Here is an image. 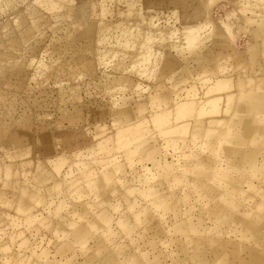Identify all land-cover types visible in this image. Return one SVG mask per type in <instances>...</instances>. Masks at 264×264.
Masks as SVG:
<instances>
[{"label":"rangeland","instance_id":"rangeland-1","mask_svg":"<svg viewBox=\"0 0 264 264\" xmlns=\"http://www.w3.org/2000/svg\"><path fill=\"white\" fill-rule=\"evenodd\" d=\"M49 1L51 0H48V2L47 1L44 2V0H0V48L3 47V43L5 41L16 35L15 34L16 28L19 30L22 29L23 27L22 25L25 21H27L29 25L31 21H37V19H40L43 16H45L48 19V22L46 23H44L43 21L36 22L38 26L35 27L33 35L27 40H25L22 46L20 47V49L17 52H15L16 55L15 58L11 59L7 57L6 60L1 61L0 63L2 66L11 67L10 64L14 62L16 59H18L20 60V62L17 65L23 68L22 70L26 73L24 80L11 78L10 83L7 84L0 83V96H1L0 101L2 103L1 104L2 106H0V130L5 132L6 130H8L7 127L9 126V131L15 128V130H20V131L22 130V131H26L27 133H30V135H28L27 138L24 136L22 137L21 144L23 146V149L19 148L20 149L19 151L17 152L15 151V154L10 155L7 152L11 151V148L13 147L8 144H5V146L3 145V143L5 142H2L3 135L0 132V143H1L0 144V189L1 190L6 189L5 190L6 194L1 195L3 197H0V264H49V263L50 264L52 263L53 264H99L98 257H101L105 252H107V248L110 251H112L115 254V256L118 258L117 264H135L133 260H130V257L128 255V253L130 252H134L137 256L143 258V260L147 259L145 254L148 253L149 256L148 254L147 256L150 259L154 260L153 256L155 253H157V251L154 254H152L154 251L152 253L150 251L152 250V246L155 245V243L151 245L150 244L143 245L141 238L148 237L147 234H149L148 233L149 230H147V228L151 227L152 222H154L155 220H156L155 222L159 223L164 230L167 231L168 229V232L165 231V233L167 234L164 237L162 235L161 237L162 239L158 237L157 238L158 241H156L158 243L159 248H162V250L161 249L160 250L163 251V254L165 253V255H163L164 264H188L187 260L185 262L178 260V259H182L179 258V256L183 255V253L180 251V248L183 246V241H185L187 238L189 240L190 238L200 239L199 237H205V236L213 237L219 234V226L216 223V220L211 219L206 212V210L213 202L218 201V198L216 197L217 199L215 198L211 200V198L208 199V197H206L209 200L208 201L204 196L198 195L200 194L198 183L197 185H195L196 183L194 181L193 183L192 182L188 183L189 178L195 179L196 177H199L197 176L195 171L197 172V170L201 168V166L199 165H195V164L193 165L194 159L192 158L193 156L191 157V155L188 154L190 153L189 151L191 150L192 152L193 150H195L197 153L199 152L202 154H206L203 152H208V149L206 148L205 144L199 143L200 140L198 143L196 142V145L193 143V146L189 148L183 147L181 145L180 147L177 146L179 144L177 145L175 144L176 146L175 145L172 146L173 144H168L169 142L172 143L171 142L172 139L169 138L177 137V136L179 137L180 135L182 138L187 139L188 136L190 137L191 134L189 132H184V131L179 133V130H177L178 133L177 131L174 133H169V132L167 133L165 131H162L161 129L159 130V128H155L154 124L152 123L145 124L144 122V124L142 125L143 129L141 128L140 131L141 134L143 133L142 138H140L143 141V143H141V147L139 149L143 148L149 142L153 143L154 141L156 142L158 141V145L160 147L159 148L160 153L155 159H139L141 158L139 156L141 154L138 151L137 153L139 154L135 152L136 154H134L133 159L128 160L126 156V150L128 149L124 147L116 148L114 143V136L111 137L112 133H114L117 130V127L113 124L114 122L111 120V116H109L110 115L109 112L110 110L113 111L121 108L122 101L124 102L125 100L131 97H134L135 99L138 100H140L141 97H142L141 100L145 97H148V110L146 111L147 118H150L149 116H153L160 110V108H156L161 104L159 103V101H157V98L154 99L149 97L150 95L154 96L159 92L158 88L155 89V87L151 85L155 83L159 70V67L157 69L155 68L157 62L155 63L154 61L155 60L158 61L159 59L158 57H155V54L157 56L161 54L159 57L161 56L163 57L165 53L164 49H169V46L173 45L174 48L170 49V51L172 50L171 51L172 54L176 55V52H178L180 53L179 55L177 53L178 56L183 54L189 56L188 55L189 50L188 51L186 50V46L188 45V42L186 41L188 40L185 41V39H187V35L184 36L186 30L187 29L190 30V28L188 27L191 28L196 27V33L198 32L197 30L200 29V31L198 32L200 33V36L199 34L197 36L201 38L203 37L202 38L203 42H205L202 43L203 46L204 44L206 45L210 42L211 39L209 38L210 40H208L207 39L208 37L206 36H209L207 34L211 33V31L213 32L215 28L214 26L222 25L221 27H223L224 30L227 29L228 34L231 33L230 34L231 36L234 35L233 45L235 44L234 46H236L237 50L247 51V47L250 44L249 38L251 37L249 34H247L248 33L246 30L247 28H244L245 25L243 24V18L241 17L242 16L244 17L247 14L245 17L251 18V20L255 22L259 21L258 17H260V14L258 8L255 9L254 7H252L253 8L252 10V8L249 7L250 5H248V1L251 0L248 1L246 0V2L245 0H243L244 4H241L243 3L242 0L240 1L239 0L237 1L236 0H204V1L198 0L199 2L196 0L193 1L186 0L191 6L185 0H181V1L180 0H146V1L145 0L144 1L143 0H134V1L133 0H123V1L122 0H116V1L115 0H74L73 3L71 2L72 0H58L59 1L58 4H56L57 0H52V2ZM61 1H63L64 3ZM184 1L190 7L187 4H185ZM191 1L193 3H190ZM205 1H207L206 2L207 5L204 4ZM88 2H93V4L95 5L98 4L97 5L98 7L100 5V8L96 7L95 11L97 10L98 12L96 11L95 12L96 14L93 13L94 15L90 16L89 18L86 17L85 20L88 19V21L94 23L95 26H97L98 23H102L104 21L105 23H108L110 21L109 22L110 24L108 23L109 27L111 23H113L112 26L114 29L116 28L115 29L116 31L109 30V27H107L108 30L105 29L103 33H101L99 39L97 38L96 40H92V38H87L86 40V37L82 38L77 36L76 34L77 31H75V29L80 28V21L75 20L76 14L78 13L77 12L78 6L81 5L84 6ZM60 3L63 4L61 5ZM69 3L70 5H68ZM238 3H240L241 5ZM182 4H185L188 7L187 6L184 7L185 5L183 6ZM198 4L200 6L203 5L207 10H204V7H202L201 11L198 12L200 10L198 8L200 7ZM236 4H238L239 6H237ZM236 7L239 8L242 7V10L240 8V10L238 11L239 8ZM101 8H103V10H100ZM191 8L192 9L195 8V10L193 9L194 12L192 11ZM182 10L183 12L181 14ZM32 11L34 12L37 11L38 13H35L34 15L30 16V14L33 13ZM201 12L203 14L205 12L204 16L205 15L206 16L204 18L202 16V18L204 20L208 18L206 20L208 22L204 21L201 18H200L201 20L199 19V17L203 15L200 14ZM121 13L124 14L125 16L122 15ZM186 13L188 15L189 13H191L190 15L194 14L195 16L193 17L192 15L190 16L192 18H190L186 16ZM251 13L256 16L258 14L257 19L256 16H254L255 18H253V15H251ZM183 15L186 16L184 17V19L182 18ZM28 17L30 18L29 20ZM181 18L182 20H185V22L187 21L186 22L188 24V26H186L187 28L182 27L186 25V23L184 24ZM185 18H188L190 21H194L193 18H195V23L189 21L190 23L193 24L191 25L188 22V19ZM197 19L198 21H196ZM209 19L210 20L212 19V21H209ZM240 19H242V23L239 22L241 21ZM21 22L22 25L19 27V23L21 24ZM196 22H199V26L200 23L203 22L202 25L205 24L203 26H206L207 29L202 25L201 28H199V26L197 28L198 23L196 24ZM209 22H213V24L215 22V25L211 23L213 25V30H211L210 27H212V25L209 24ZM218 22L220 25L218 24ZM27 23L25 22L24 26H27ZM227 23H230V25L232 24L231 27H229V24L227 25ZM115 24L119 27L116 26L114 27ZM149 25H151L150 26L151 28L149 27ZM155 25L157 26V28L162 30L158 29L157 31ZM112 26L111 29H113ZM126 26L129 28H127ZM183 28H185L186 30ZM229 28L231 31L229 30ZM125 30L127 31L125 32ZM105 31L107 32L106 35H105ZM162 31H164L162 34L163 38L160 37V39L157 40L159 38V35L162 33ZM202 31L204 34H202ZM136 32L138 34H135ZM144 32L146 33L148 32V33L146 34ZM152 32L155 33L156 35L153 34ZM158 32L161 33L159 34ZM205 32H207V34H205ZM170 33L172 34L171 36L172 38L167 39V36L171 35ZM150 34H153L156 37V38L154 37L155 40H153L154 38L151 37L152 38L151 40L154 41V43H152V41L149 40L148 42L151 43H146L147 40L145 39L148 38L146 37V35L151 36ZM204 37H206L205 40ZM161 39L163 40L166 39V40L162 41ZM174 39L177 40H175L174 42ZM202 39L199 40L201 41ZM167 40L169 41L166 42ZM179 40L182 41L179 43H182V46L184 45L183 46L184 48L181 46V44L180 45L178 44L177 41ZM38 41H42V45H45V47L42 46L39 49L40 52H38L35 55L33 54L31 55L30 54L31 52L28 51H30L29 49ZM143 41L145 45L143 44ZM89 42H93L97 53L96 57L98 58L95 57L96 58L95 59L94 57L92 58V56L88 58L92 60L93 59L96 60L95 65L98 64L99 62L101 63V64L99 63L98 66L96 65L97 67L96 71H95L96 67H93L94 60L91 62V60L85 59V63H84V59H81V55H77V57L75 56L73 57L71 54L67 55L63 51L65 47L68 46L72 47L71 45L74 43L77 45V47H79V49L82 50V48L87 47ZM138 42L140 46H138L139 45ZM164 43L166 44V48L165 45L161 46ZM174 43L176 47L179 46L180 49L179 47L176 49ZM146 44L147 46H150L152 44L153 45L156 44V45L155 46L152 45L151 47H148L149 48L148 49L146 47ZM157 45L160 46V47L158 46V49L155 48L157 47ZM205 45L201 48H204ZM117 46L119 47V49H123L124 53L121 50H119ZM134 46L135 47L137 46L136 47L137 49L140 47L142 50L139 48L138 50L140 51H138L137 49H135ZM145 47L148 55L144 53ZM161 47H163L161 50L164 51L159 50ZM152 48H154L153 51ZM57 50L59 51V53ZM115 50L116 51L119 50L121 52L119 53V51L116 52ZM135 50L137 51L135 52ZM179 50L181 52H179ZM109 51H112L111 52L112 54ZM150 51L153 53H151ZM183 51L186 53H184ZM182 52L183 54H181ZM57 53L59 56L61 54V57H59ZM64 53L65 55H63ZM73 53L77 54L76 52ZM121 53H123L122 54L123 56L120 55ZM129 53L131 54V56L129 55ZM149 53L151 56L154 57H151ZM138 54L139 56L143 54L146 55L145 58L143 55V58L147 60L146 61L147 63L145 62V60L143 61L144 64L143 62H140V58L142 61V56L139 57ZM118 55L122 56V58L121 57L117 58ZM132 55L133 56L136 55L137 56L136 59L139 57L137 59L139 60V62L133 59L135 57H132ZM78 56L80 58H78ZM112 56H115V58ZM148 56H150L151 59H148ZM124 57L127 59H125ZM129 57L132 58V60ZM62 60L63 63L65 64L60 66ZM88 60L91 63H93L92 66L93 68L90 67L92 64L91 65L88 64L89 67L86 65L87 63L86 61ZM122 60L124 63L122 62ZM133 60L134 62L137 61V63L136 64L134 63V65L131 64L133 63ZM32 61L34 62V64L32 63ZM58 61H61V63L59 62L60 65L57 64L58 67L59 66L60 67L56 68L57 65L55 63ZM97 61L99 62L96 63ZM118 62L120 63V65ZM122 63L126 65H123ZM128 63L131 64L132 66H130ZM39 64L44 65L43 67L45 68L42 69ZM149 64L151 65L154 64V67L150 66ZM46 65L48 66L49 70L46 68ZM78 65L80 67L82 66L83 70L82 68L80 69ZM83 65L86 66L84 67ZM69 66L70 68H68ZM75 66L79 67V69H77V73L72 72L76 70L77 67L75 68ZM123 66H126L127 69H124L126 67ZM134 66H137L135 68H138L139 71L137 69L135 70V68H133ZM149 66L150 68L152 67L153 70L151 69L149 70ZM117 67H120L121 69L120 68L118 69ZM130 67L133 68L134 70H132ZM50 69H52V71ZM129 69L131 70L129 71ZM35 70L39 71V73L41 70V73L44 74L43 75L44 77L42 76L41 73L39 74L38 72L36 75ZM42 70L44 71V73L42 72ZM46 70H48L49 72L48 71L45 72ZM124 70L126 71L124 72ZM155 70L157 73L155 72ZM127 71H129V73H127ZM143 71L144 72L146 71V73H144ZM150 71L151 72L153 71L154 75L150 74L149 73ZM69 72H71V74ZM120 72L122 75L119 74ZM122 72H124L125 76L127 77V78L123 77V80L125 78L130 79V81L133 80L134 83H132V85L129 84V80L127 81L129 85L128 84L126 85V83L124 84L126 79L123 83H121L123 80L119 76H124ZM258 72H259V76L263 74V70H259ZM46 73H48L49 76L48 74L45 75ZM72 73H75L74 76H72ZM126 73L128 75H126ZM130 73L132 76L133 75L134 76L132 77ZM148 73L150 74V78H148L149 77V75H147ZM113 74L116 77L115 79ZM140 75L143 77L141 78ZM145 76L148 79L144 78ZM108 77L110 79H107ZM134 77L135 78L137 77L138 80H136ZM260 77H264V76L262 75ZM45 78H47V80ZM117 78H120L122 81L119 79L121 81L120 82ZM196 79L197 77H195V80ZM0 80H2V77H0ZM114 80H116V83L118 84L117 85L115 83L116 87H114L115 84H113V82H115ZM195 80H192L190 84L192 85L193 83H195ZM136 81L138 82V84L139 82L141 83L138 85L136 84ZM143 81H145L144 85L142 84ZM146 83L148 84L149 88L151 85V89H149L150 91L147 90L148 86L146 85ZM166 83L171 90L175 89L176 86H174L172 79L168 80ZM200 83L201 82L199 81L197 82L198 88L200 87L202 88V83L201 84ZM190 84L187 85V83H184L183 85H186L187 86L186 88L189 89ZM140 85L142 86V88ZM139 86L141 91L139 90ZM77 87L79 90L77 89ZM139 91L140 94L142 93L141 97H139L140 94L139 96H137L138 95L137 93H139ZM199 91L201 90L199 89ZM178 97L182 98L180 95L175 96V98L179 99ZM196 97H199V95H197ZM115 104L116 106H114ZM77 111H79L80 115L79 114L77 115L78 113ZM76 118H79V121L75 124H71L70 120ZM13 125L15 126L13 127ZM225 126L226 125H224V128ZM220 127H223V125L220 124ZM53 129L55 131H53ZM155 129H157V131ZM49 131L53 132V133L51 132L53 137L56 136L55 139L53 138L55 140V141L53 140L54 143L53 152L49 151V143L51 144V142L43 141L44 136L48 134ZM60 131L62 132V135L59 134ZM160 131L164 133L162 134L160 133ZM106 136L111 137L109 138L110 140H108V143H106L107 145H104V143L100 145L99 144L100 140H102ZM168 139L169 142H167ZM137 141H139V139ZM137 141H134L132 146H134L135 142ZM228 144L229 143L223 140V142L220 144V147H224L226 145L228 146ZM25 148L27 149V151ZM28 149L30 152L28 151ZM76 151H78L77 154ZM18 152L20 154H18ZM187 155H189L190 157ZM216 159L217 161L214 162L213 169H207L208 171L211 170L212 172H215V174H213L214 176L212 177V179L208 180L207 184L219 188L220 191L221 189L222 191H226V188L228 191L229 187L219 184L220 182L219 179L225 177L224 175H221L219 173L220 171L221 173L223 172V168L226 169V166L228 167V163L226 159L222 156V154L218 155ZM130 160H134V161H130ZM263 161L264 159L261 160L260 162ZM39 162L43 165L45 164L46 166L45 165L44 166L46 167V169H49V171L52 172L53 176H51V178L47 182L37 184L38 181L34 178V175L37 174L38 172L39 175L46 173L39 171L40 169H36L38 165L37 163ZM21 163L23 164L21 165ZM11 164H16L18 170V176L16 179H14L15 181H17L18 186L14 188V191H12L13 189L11 190L9 187H6V185H4V182L8 178H11L6 173L7 172L6 165H11ZM121 164H122V168H121ZM262 164L264 165V163ZM118 165H120L119 166L120 169ZM193 166L195 169H193ZM197 166L199 167L198 169L196 168ZM116 167H118V169ZM142 167H144L145 169H143ZM219 167L220 168L222 167L221 168L222 170H220ZM111 168L116 173V174L114 173L116 177L113 176V181L112 179H106L103 174L105 170ZM203 168L205 169L204 166ZM203 168L201 171H203ZM171 173L173 174L178 173L177 180L172 181L171 179H169L170 177L168 176L171 175ZM249 178H250L249 181L251 183L247 182L246 184L245 182L242 188L240 189V191L242 189L244 190V194H245V190L247 191L244 197L243 196L240 197V202L241 203L243 202V204L239 212L238 211L236 212L237 214L239 213L238 215L240 216H243L244 212H246L248 215L250 214L249 212H251L252 216L257 215L258 213H262L261 211H263L264 213V207L262 208L261 206L258 208L257 207L258 205L254 207L255 202L264 200V181L259 178L256 179L254 175L253 176L251 175V177ZM214 181L216 182V184L214 183V185H212L213 184L212 182ZM92 182L93 183L101 182V184L103 185H101L100 188L92 190L91 189ZM114 182L120 186L118 187L117 184L115 186ZM111 184L113 185L111 186ZM249 184L253 185L257 189L249 188L250 186ZM19 186L20 188H22L23 186L28 188L37 187L38 190V191L36 190L37 198L34 197L30 198L27 194H23V192L21 193V190L17 189L19 188ZM89 186L90 188H88ZM113 186L115 187L116 191ZM150 188H153L154 190L151 191ZM147 189H149L150 192ZM104 190H106V192ZM189 193L191 194L189 195ZM237 193L238 192H236L235 193L236 195L234 194L233 196L235 197L238 195L239 197V194ZM18 196L21 197L23 196L24 197V198L22 197L23 199L27 198L26 200H27V205L29 207L28 209L26 208L22 209L19 207L20 197ZM178 197L184 200V202L181 200L182 202L180 203L181 206L180 214L182 215H180L179 217H177L173 213V211H171L172 208L171 206L172 204L174 205ZM248 197L250 199H248ZM104 199L106 200L105 203H103ZM198 199L201 200L198 201ZM157 200L161 202V205L158 206L156 205L155 202H157ZM219 200L220 201L218 202H224V200H221L220 198ZM101 201L102 204L99 203ZM151 204L160 208H156ZM113 206H115V208ZM183 210L186 212H183ZM255 210H258V212ZM103 211H107L110 215V218L112 217L109 221H107V223L105 221V218H100L101 213ZM145 211H149L152 214L153 216L152 219L150 218L146 219L147 217L145 215ZM249 216L251 217V215ZM137 217L139 218V220L137 219ZM197 217H202L205 219V222H207L205 223L206 229L199 228L200 231L197 230L187 231V227H186L187 223H185L182 224L185 229L184 232L181 233L180 231L179 232L174 231L173 228L176 225L175 223H179V221L186 219L187 220L194 219V221L196 222ZM174 218L177 220H174ZM71 220H73L75 224L73 221L71 222ZM90 223L92 225H90ZM123 223H125L126 225L132 224L135 227L134 231L131 234H128L126 226L122 225ZM78 225L79 226L85 225L86 227L88 226L87 229L88 230L90 229L89 230L90 235L82 242L79 241L73 243V241L68 240L71 238H68L67 235L70 234V232H72L75 228L79 227ZM99 225L100 228H98ZM89 226H91V228ZM238 226L242 228L240 224H238L237 226L235 223L232 225L228 223L225 224L221 234L217 235V237H222L224 240L227 239L231 241L233 240L238 241L241 244L248 243L250 241L249 239L248 241L247 238H244L241 235L237 236L238 231L236 230V227L238 228ZM169 227L171 228L169 229ZM61 229L62 231L66 229L64 232H66L67 230L69 231L66 232L67 234L64 232L62 233L60 232ZM233 229L234 231L236 230V232H233ZM98 240H100L101 243L97 242ZM67 241H71L74 247L71 243L70 250H67L66 253L64 252L63 254H61L59 251L62 252V250H60L62 244ZM139 243L140 245L142 244L140 248L138 247ZM187 243H188V247H192L193 244L192 242L189 244L187 240L185 242L186 246ZM250 243L251 242H249V244ZM133 245H136L137 247ZM92 254H94L95 257L92 258L93 260L91 262H88L87 258L91 257ZM146 262L149 261L147 260ZM220 263L223 264L222 262Z\"/></svg>","mask_w":264,"mask_h":264},{"label":"bare ground","instance_id":"bare-ground-1","mask_svg":"<svg viewBox=\"0 0 264 264\" xmlns=\"http://www.w3.org/2000/svg\"><path fill=\"white\" fill-rule=\"evenodd\" d=\"M45 1L48 2V0H44V2ZM185 1H184V3H185ZM192 1L190 3H193ZM196 1H198V0H196ZM49 2H52V0L49 1ZM58 2L59 1L57 0V3L56 4H58ZM61 2H63V1H61ZM71 2L73 3L74 0H72ZM206 2L207 1H205V3H204L205 5H207ZM245 2H246V0H245ZM187 3H185V4H187ZM46 4H48V3H46ZM60 4H59V6H60ZM128 4H129V2H128ZM185 4H182V5L184 6ZM238 4H240V3H238ZM238 4H236V5L239 6ZM241 4H244V1ZM65 5H63V6H65ZM68 5H70V3ZM97 5L93 4V2H88L84 6H82V5L81 6H78V10H77L78 13L76 14V19H75V20L80 21V28L75 29V31H77L76 34H77L78 37H82V38L86 37V40H87V38H92V40H96L97 38L99 39L101 33H103V31L105 29H107V27H109V24H110L109 22L110 21L108 22L109 23L108 24V23H105V21L103 20L104 22L98 23L97 26H95V24L92 23V22H89L88 19L85 20L86 17L89 18L90 16L94 15L93 13H95L97 11V10L95 11V8L98 7ZM187 5H185L184 7H186ZM193 5H195V4H193ZM248 5H250L249 7H251V8L252 7H254L255 9L258 8L260 17H258V20L259 21H256V22L255 21H252L251 18L245 17L247 14L244 17L243 16L241 17V18H243V24L246 26V27L244 26V28H247L246 29L247 32H248L247 34H249L250 37H251V38H249L250 39V44L247 47V51H244L243 50L244 51L243 52L241 50H237L236 46H234L235 44L233 45V42H234L233 36L234 35L231 36L230 35L231 33L228 34L227 33V29L224 30V28L221 27L222 25L221 26H214L215 28L213 30V25H215V22H214V24H213V22H209V24H211V23L213 24V25L211 24L212 27H210L211 30H213V32L211 31V33H208V34H207L208 31L205 32V34L209 35V36H206L205 35L206 37H208L207 39L208 40L211 39V40H210V42L208 44H206V45L204 44L205 45L204 48H201V47L204 46V45L202 46V43H205V42H203V39H202L203 37L202 38L199 37L200 36V33H198V32L200 31V29L197 30L198 32L196 33V27H193V28L188 27V28H190V30L189 29L186 30L185 28H183V29L186 30V32H185L186 34L184 33V36L187 35V39H185V38L184 39H185V41L188 40V41H186V42H188V45L186 43V45L188 46V48L186 46V50L187 51L189 50V53H188L189 56L184 55L183 54L184 51L181 53L184 56L183 55H180V56H183V57L178 56L180 54L178 52H176V55L178 53L177 56L174 55V54H172V52H171L172 50L170 51V49H173L174 48L172 44H170L172 46H169V49H164L165 50V53L163 52L164 53L163 57L162 56L159 57L161 54L160 55L158 54L159 56H157L154 53L155 54V57H158L160 60L158 58H157L158 61L155 60L156 58L154 59L155 61L153 60L155 63L157 62V64L155 65V68L157 69L159 67V70H158V75H157V79L155 80V83L152 82L153 84H151V85H153L155 87V89L158 88L159 89V92L156 95H154V96L150 95L149 97L150 98H154V99L157 98V101H159V103H161V104L158 107H156V108H160V110L158 109L159 111L156 114H154L153 116H149L150 118H147L146 111L148 110V97H145V98H143L141 100V98H142L141 97V94L142 93L140 94V91H141L140 90V86L141 85H140L139 86V90L140 91H139V93H137L138 94L137 96H139V94H140V96H139V97H141L140 100L135 99L134 97H131V98L125 100L124 102L122 101L121 108L118 107L119 109H117V108H116L117 110H113L112 109L113 111L110 110V112H109V114H110L109 116H111V120L114 122L113 124L117 127V130L114 133H112L111 137L114 136V143H115V147L116 148H118V147H121V148L124 147V148H127L128 149V150H126V156H127V159L128 160L129 159H133L134 154H136L138 151L141 154V155H139L141 157L139 159H155L158 156V154L160 153V151H159V148L160 147L158 145V141L157 142L154 141L153 143L149 142L143 148L139 149L141 147V143H143V141L140 139V138H142L143 133L141 134L140 131H141V128L143 127L142 125L144 124V122H145V124L152 123V124H154V127L155 128H159V130L161 129L162 131H165L167 133L168 132L169 133H174L177 130H179V133H181L182 131H184V132H189L191 134L190 137L188 136L187 139L186 138H182L180 135H179V137L177 136V137H171V138H169V139H172L171 140L172 143L169 142V139L167 140V142H169L168 144H173L172 146H174L175 144L176 145L179 144L177 146L180 147V145H181L183 147L189 148V147L193 146V143L196 145V142L198 143L199 140H200L199 143L205 144L206 148L208 149V152H203V153H206V154H202V153H199V152L197 153L193 149L192 150L194 152L193 151L191 152V150L189 151L190 153H188V154L191 155V157L193 156L192 158L194 159L193 165L194 164L195 165H199V166H201V168H199L198 166L196 167L197 169L198 168L200 169V170L198 169L199 171L197 170V172L195 171V173L199 177H196L195 179L194 178L193 179L189 178L188 179V183H190V182L193 183V181L196 183L195 185H197V183H198L199 191H200V194H198V195H200V196H204L205 198L208 197V199L211 198V200L215 199L216 197L218 198V201H220L219 198L221 200H224V202L215 201L212 204L210 203L211 205L206 210V212L209 215V217L211 219L216 220V223L219 226V234H217L218 233V231H217V233H216L217 235H220L221 234L222 230L224 229L225 224H227V223L230 224V225H232V224L235 223L236 226L238 224H240V226H242V228H240L239 226H238V228L236 227V230L238 231L237 232L238 234L236 233L237 236L238 235H241L242 237L247 238V240L249 239L250 241L249 240L248 241L251 242V243H254V244H251V243L249 244V242L246 243V244L245 243H242L241 244L238 241H234V240L233 241L227 240V239L224 240L222 237H217V235L216 236H213V237H206V236L205 237H199L200 239L190 238V240H189L187 238L185 241H183V246L180 248V251L183 253V255L179 256V258H182V259H178V260L179 261H184V262L187 260L188 261L187 262L188 264H217V263L221 264L220 262H222L223 264H264V213H263V211H261L260 210L261 208H260L259 210L262 213H258L257 215H254L255 214V211L258 212V210H255L254 211V214H253L254 216H252L251 212H249L250 213L249 215H251V217L246 212L243 213L244 215L242 214L243 216H240V215H238L239 213L238 214L236 213L237 211L239 212V210L241 209L242 204H243V202L242 203L240 202V197H242V196L244 197V195H246V192H247L245 190V194H244V190L242 189L240 191V189L242 188V186H243V184L245 182H246V184H247V182L251 183L249 181V179H250L249 177H251V175L252 176L254 175L256 177V179L259 178V179H262L264 181V165L262 164V163H264V161L263 162H260L261 160L264 159V77H260L262 75L264 76V0H253V1L251 0V1H248ZM200 7H198L200 10L196 7L199 10L198 12H200L201 9H202V7H204V6L202 5ZM98 8H100V5H99ZM236 8H239V7H236ZM240 8L242 10V7H240ZM240 8L238 9V11L240 10ZM193 9L195 10V8H193ZM193 9H192V11H193ZM255 9H254V11H255ZM100 10H103V8H101ZM106 10H108V9H106ZM141 10H143V9H141ZM204 10H207V9L204 7ZM204 10H202V11H204ZM246 10H247V8H246ZM252 10H253V8H252ZM176 11H178V10H176ZM243 11H244V9H243ZM32 12L33 13L30 12L31 13L30 16L31 15H34L35 13H38L37 11L36 12L32 11ZM182 12H183V10L181 11V14H182ZM185 12H188V11H185ZM249 12H250V10H249ZM191 13H189V15L186 13V16L187 17H190V16L193 15V17H194L195 15L194 14L190 15ZM200 14H203V13L201 12ZM204 14H205V12H204ZM204 14L201 15V17H199V19L200 18L203 19L206 16V15L204 16ZM253 14H254V12H253ZM253 14L251 13V15H253ZM122 15H124V14H122ZM186 16L183 15V17L182 16L181 17L184 19V17H186ZM196 16H198V15H196ZM202 16H203V18H202ZM254 16H256V15H253V18H255ZM257 16H258V14H257ZM257 16H256V19H257ZM182 18H181V20H182ZM190 18H192V17H190ZM195 18H193L194 21H190L188 18H185V19H188V22L190 21V22H194L195 23ZM29 19L30 18L28 17V20ZM206 20H204V21H206ZM240 20L241 21H239V22L242 23V19H240ZM38 21L39 22L40 21H43L44 23H46V22H48V19L45 16H43L40 19H37V21H31V23H29V25H28L27 21H25L27 23V26H24L25 22L23 23V25H22V22H21V24L19 23V27L21 25L23 26L22 29L19 30V29L16 28V30H17V31L15 30V34L16 35L13 36V37H11V38H9L7 41H5L3 43V47L0 48V63H1V61L6 60L7 57L8 58H11V59L15 58V56H16L15 55V52H17L20 49V47L22 46V44L24 43L25 40H27L28 38H30L33 35L34 30H35V27L38 26L37 23H36ZM182 21L184 22V24L187 22V21L185 22V20H182ZM196 21H198V19ZM209 21H212V19L211 20L209 19ZM206 22H208V21H206ZM197 23H198V25H197V28H198L199 22H196V24ZM202 23H200L199 28H201L203 25H205V24L202 25ZM190 24L193 25L192 23H190ZM218 24H219V22H218ZM228 24H229V27H231L232 24L230 25V23H227V25ZM112 25H113V23H111V25L109 27V30H115L116 29V28L114 29ZM111 26H112L113 29H111ZM115 26L116 27H119L116 24L114 25V27ZM150 26L151 25H149V27ZM186 26H188L187 23H186V25H184L182 27H186ZM223 26H224V23H223ZM140 27H141V25H140ZM203 27H205L207 29L206 26H203ZM127 28H129V27H127ZM156 28H157V26H156ZM194 28H195V30H194ZM158 29L159 28H157V31H158ZM159 30H162V29H159ZM185 30H183V31H185ZM229 30H230V28H229ZM126 31L127 30H125V32ZM140 31H142V30H140ZM140 31H138V32H140ZM150 32H151V30H150ZM155 32H156V30H155ZM163 32L164 31H162V33L160 32L161 34L158 32L160 35H159V38L157 40H159L160 37L163 38L162 37ZM181 32H182V30H181ZM209 32H210V29H209ZM106 33L107 32L105 31V35H106ZM144 33H146V32H144ZM119 34H121V33H119ZM135 34H138V33L136 32ZM153 34H155V33H153ZM153 34H150L151 36H147L146 35V37H148V38L145 39L146 38L145 37L143 39L147 40V42L145 40L144 41L146 43H151V42H148V40L149 41H152L151 40L152 39L151 37H153V38L155 37ZM166 34H167V32H166ZM198 34H199V36H197ZM202 34H204L203 31H202ZM128 35H129V33H128ZM173 35H175V34H173ZM171 36H172V34L170 36L168 35L167 36V39L168 38H172ZM140 37H141V34H140ZM206 37H204V40L206 39ZM155 38L153 40H155ZM106 39H108V38H106ZM109 39H111V38H109ZM199 39H202L201 40L202 42ZM161 40L164 41L166 39H164V40L161 39ZM169 40H167L166 42H168ZM175 40H177V39H174V42H175ZM144 41H143V44H144ZM171 41H172V39H171ZM177 42H178L179 45L181 44V46H182V43H179V42H182V41L179 40ZM152 43H154V41H152ZM138 44H139V42H138ZM96 45H97V43H96ZM152 45L147 46V44H146V47L148 48V47H151ZM155 45H153V46H155ZM164 45H165V48H166V44L165 43L163 45H161V46H164ZM42 46L45 47V45H42V41H38L36 44H34L29 49L30 51H28V52H31L30 53L31 55L32 54L35 55L38 52H40L39 49ZM71 46L72 47H69V46L68 47H65L63 49V51L67 55H70L71 54L73 57L74 56L77 57V55H81V59H84V63H85V59H89L88 57H90V56H92V58L93 57L94 58L96 57V54L97 53H96V49L94 47L93 42H89L88 45H87V47L86 48H82V50L79 49V47H77V45L75 43L72 44ZM138 46H140V44ZM158 46L159 45H157V47H155V48L158 49ZM174 46L176 47L175 43H174ZM136 47H135V49H137ZM146 47L144 49V53H146L148 55L147 50H146ZM178 47H176V49ZM162 48L163 47H161L159 50H161ZM118 49H119V47H118ZM153 49L154 48H152V51H153ZM179 49H180V47H179ZM119 50H121L123 52V49H119ZM119 50H117V51H119ZM137 50H135V52ZM164 50H161V51H164ZM26 51H27V49H26ZM60 51H62V50H60ZM104 51H105V49H104ZM112 51H109V52L111 53ZM121 51H119V53ZM138 51H140V50H138ZM73 52H76L77 54H75ZM179 52H181V51L179 50ZM58 53H59V51H58ZM58 53H57V55H58ZM65 53L63 55H65ZM123 53H121L120 55H122ZM130 53H129V55L131 56ZM151 53H153V52H151ZM156 53H158V52H156ZM184 53H186V52H184ZM139 54H140V52H139ZM139 54H138V56H139ZM143 55H140L139 56V57L142 56V61H141V58H140V62H143L145 60L144 58H145L146 55H144V58H143ZM149 55H150V53H149ZM122 56H119L118 55L117 58L118 57H121L122 58ZM127 56H125V57H127ZM150 56H148V59H151ZM59 57H61V54H60ZM59 57H58V60H59ZM112 57L115 58V56H112ZM132 57H135V58H133L135 60H137L139 58L138 57L136 59V57H137L136 55L135 56L132 55ZM151 57H154V56H151ZM78 58H80V57L78 56ZM96 58H98V57H96ZM119 59H117V60H119ZM125 59H127V58H125ZM130 59L132 60V58H130ZM130 59H129V61H130ZM146 59H147V57H146ZM63 60H62V63H63ZM89 60H91V62H92L94 59L93 60L92 59H89ZM89 60L86 61L87 62L86 65L89 67L88 64H90V65L92 64L90 66L91 68L96 67V65L98 66L99 63H100L99 61H97L96 63H98V62L99 63L95 65V61L96 60H94V62H93L94 63V66H93V63H91ZM137 61L139 62V60H137ZM137 61L134 62V60H133V63H131V64L134 65V63L136 64ZM146 61L147 60H145V62ZM148 61H150V60H148ZM19 62H20V60L16 59L14 62L11 63L12 65L10 64L11 67H9V66H2L0 64V77H2V80H0V83L1 84L10 83L11 78H16V79L24 80V78L26 76V73L22 70L23 68H21V67H19L17 65ZM59 62L61 63V61H58L55 64L56 65L57 64L60 65ZM122 62H123V60H122ZM32 63L34 64L33 61H32ZM62 63H61L60 66H62V65L65 64V63H63V64ZM120 63H119V65H120ZM131 64H129V65L132 66ZM143 64H144V62H143ZM36 65H37V63H36ZM39 65H38V67H39ZM58 65L56 66V68H59L60 67V66L58 67ZM123 65H126V64H123ZM149 65L154 67V64L153 65L149 64ZM43 66L44 65H40V67L42 69L45 68ZM145 66H147V65H145ZM150 66H149V70L150 69L153 70L152 67L150 68ZM38 67H36V68H38ZM76 67L77 66H75V68ZM79 67H77L76 70L75 71H72V72H76L77 73V69H79ZM123 67H126V66H123ZM135 67H137V66H134L133 68H135ZM46 68L48 69V66L47 65H46ZM68 68H70V66ZM75 68H73V69H75ZM81 68H82V66L80 67V69ZM117 68L119 69L120 67H117ZM133 68H131V69L134 70ZM52 69H50V70L52 71ZM71 69H72V67H71ZM96 69H97V67L95 68V71H96ZM124 69H127V67L124 68ZM131 69H129V71ZM136 69L138 70V68H135V70ZM144 69H145V67H144ZM146 69H148V68H146ZM48 70H46L45 72H47ZM82 70H83V68H82ZM225 70H227V71H225ZM259 70H263V74L260 75V76H259V72H258ZM35 71H36V75H37V72L39 73V71H37V70H35ZM88 71H89V69H88ZM125 71L126 70H124V72ZM129 71H127V73H129ZM42 72L44 73L43 70H42ZM116 72H114V73H116ZM124 72H122L124 76H119L122 80H123V77H126ZM155 72H156V70H155ZM40 73H41V70H40ZM69 73L71 74V72H69ZM127 73H126V75H128ZM144 73H146V71ZM149 73L152 74V75H154L153 74V71L152 72L150 71ZM149 73L147 74V75H149L148 78H150V74ZM47 74L48 73H46L45 75H47ZM74 74L75 73H72V76H74ZM119 74H121V72ZM43 75L44 74H42V76ZM130 75H131V73H130ZM141 75H140V77L142 78L143 76H141ZM48 76H49V74H48ZM113 76H114V74H113ZM146 76L144 78L148 79ZM155 76H156V74H155ZM76 77H78V76H76ZM81 77H83V76H81ZM140 77H139V79H140ZM195 77H197L196 80H195ZM115 78L116 77L114 76V79ZM120 78H117V79L119 80ZM45 79L47 80V78H45ZM107 79H110V78L108 77ZM125 79L123 81L121 80L122 82L120 80L119 81L121 83H123L125 81ZM135 79L138 80L137 77ZM171 79L173 80L174 86H176L174 90H171L168 87L167 83H166L168 80H171ZM191 79L192 80H195V83H193L192 85L190 84V82L192 81ZM128 80H129V84L132 85V83H134V81L132 79H131L132 81H130V79H126V81L124 82V84L126 83V85H127L128 84L127 83ZM114 81L115 82H113V84L116 83V80H114ZM141 81H142V79H141ZM146 81H148V80H146ZM198 81L202 83V88L201 87L198 88V85H197V82ZM144 82L145 81H143V83H142L143 85H144ZM140 83L141 82H139V84ZM184 83H187V85L190 84L189 89L186 88L187 87L186 85H183ZM116 84H115L114 87H116ZM136 84H138L137 81H136ZM101 85H102V83H101ZM146 85L148 86L147 83H146ZM151 85H150V88H149V86L147 87V90L148 91H150L149 89H151ZM106 87H107V85H106ZM109 87H110V85H109ZM141 88H142V86H141ZM77 89H78V87H77ZM120 89H121V87H120ZM199 89L201 91H199ZM115 92H117V91H115ZM176 95H178V96L180 95L182 98H179L178 97L179 99H177V98H175ZM183 95H184V97H183ZM197 95H199V97H196ZM0 98H1V96H0ZM1 104L2 103L0 101V106H2ZM114 106H116V104ZM155 111H156V109H155ZM77 112H76L77 115L78 114L80 115L79 111H77ZM4 116H6V115H4ZM33 120H34V118H33ZM78 121H79V118L71 119L70 120V123L71 124H75ZM220 124L223 125V127H220ZM16 125H17V122H16ZM19 125H20V123H19ZM224 125H226L225 128H224ZM14 126L15 125H13V127ZM7 128H8V130H6L5 132H3L2 130H0V132L3 135L2 142H5V143H3V145L5 146V144H8V145H11L13 147V148H11V151L7 152L8 154L11 155V154H15V151L17 152L20 149H23V146L21 144L22 137L24 136V137L27 138L28 135H30V133H27L26 131H22V130L21 131L20 130H15V128L14 129H11L9 131V126ZM3 130H5V129H3ZM155 130L157 131V129H155ZM53 131H55V130L53 129ZM61 131L59 132V134L62 135V132ZM51 132L49 131V133L44 136L43 141L51 142V144L49 143V151H52L53 152V150H54L53 149V146H54L53 140L56 138V136L53 137V135L51 134ZM160 133H162V132L160 131ZM177 133H178V131H177ZM173 135H175V134H173ZM111 137L110 136L104 137L102 140H100V143L99 144L101 145L102 143H104V145H107L106 143H108V140H110L109 138H111ZM137 138L139 139V141H137L138 140ZM58 140H59V138H58ZM223 140L226 141L227 143H229L228 146L226 145L224 147H220V144L223 142ZM134 141H137V142H135V145L132 146V144L134 143ZM173 149H174V147H173ZM198 150H199V148H198ZM26 151H27V149H26ZM28 151H29V149H28ZM201 151H204V150H201ZM77 152L78 151H76V154H77ZM139 153H137V154H139ZM18 154H20V153L18 152ZM220 154H222V156L226 159V161L228 163V167L225 164L226 169L223 168V172L222 173L220 171L219 174L224 175L225 177L219 179L220 180L219 184L220 185H225L226 187H229L228 188V191H227V188H226V191H222V189L220 191L219 188L207 184L208 183V180L209 179H212V177L214 176L213 174H215V172H212L211 170L208 171L207 169H213L214 162L217 161L216 157L218 155H220ZM189 155H187V156H189ZM130 161H134V160H130ZM40 162H42V161H40ZM40 162L37 163L38 165H37V168L36 169H40L39 171L46 172V173H44L42 175H39L38 174L39 172H38L37 174L34 175V178L38 181L37 184L43 183V182H47L51 178V176H53L52 172L49 171V169H46V167H45L46 165L44 164L45 165L44 166ZM22 164L23 163H21V165ZM123 164H125V163H123ZM119 166L120 165H118V167ZM203 166L205 167V169L203 168ZM118 167H116V168L118 169ZM121 168H122V164H121ZM142 168L145 169L144 167H142ZM202 168H203V171H201ZM221 168H220V170H222ZM6 169H7V172H6L7 175L10 176L11 178H8L4 182V185H6V187H9L11 190L13 189L12 191H14V188H16L18 186L17 181L14 180L18 176L17 165L16 164L6 165ZM119 169H120V167H119ZM193 169H195L194 166H193ZM114 173H115V171H113L112 168H111V169L105 170V172L103 174H104V177L106 179H112V181H113V176L116 177L114 175ZM177 176H178V173H174V174L171 173V175H169L168 177H170L169 179H171L172 181H174V180H177V178H178ZM256 179H254V180H256ZM117 182H118V180H117ZM120 183H121V180H120ZM167 183H168V181H167ZM212 183H213L212 185H214V183L216 184L215 181L212 182ZM116 184L117 183H115V186H116ZM101 185H103V184H101V182H98V183H96V182L93 183L92 182L91 183V189L94 190V189L100 188ZM112 185L113 184H111V186ZM249 185H250L249 188H256V187L253 186L254 183H253V185H251V184H249ZM119 186L120 185H118V187ZM88 188H90V186ZM17 189L21 190V193L23 192V194H27L30 198L31 197L32 198L33 197L34 198H37L36 197L37 187L28 188V187H24L23 186L22 188H20V186H19V188H17ZM114 189H115V187H114ZM5 190L6 189H2V190L0 189V197H3L1 195H5L6 194L5 193ZM147 190L149 191V189H147ZM150 190L153 191L154 189L153 188H150ZM104 191L106 192V190H104ZM115 191H116V189H115ZM144 192H145V190H144ZM236 192H238L237 194H239V197H238V195L235 196V197L233 196ZM112 193H113V191H112ZM190 194L191 193H189V195ZM20 195H22V194H20ZM178 196H179V194H178ZM18 197H20V200H19L20 201L19 202L20 205L18 204L19 207L22 208V209L23 208L28 209L29 207L27 205V200H26L27 198L23 199L24 197L23 198L21 196H18ZM249 197H251V196H249ZM249 197H248V199H250ZM205 198H204V200H205ZM153 200H155V199H153ZM181 200L182 199H180L178 197L177 200H176V202L175 203L173 202L174 205L172 204V206H171L172 207L171 208V211H173V213L177 217H179L180 215H182V214H180L181 213L180 203L182 201L184 202V200H182V201ZM199 200H201V199H198V201ZM102 201L99 202V203L102 204ZM105 201L106 200L104 199V202L103 203H105ZM155 203H156L157 206L158 205H161V202H159L158 200ZM153 204H154V202H153ZM152 206H155V205H152ZM256 206L258 208L262 206V208H263L264 207V200L263 201H257V202H255L254 207H256ZM113 207L115 208V206H113ZM156 208H160V207H156ZM183 212H186V211L183 210ZM145 215L147 217L146 219H149V218L152 219V217H153L152 214L149 211H145ZM136 216H139V215H136ZM100 218H105V221L107 223V221H109L112 217L110 218V215H109V213L107 211H103L101 213V217ZM137 219L139 220L138 217H137ZM174 220H177V219L174 218ZM196 220H197L196 222L194 221V219H191V220H187L186 219V220L179 221V223H175L176 225L174 224L175 227L173 226L174 227L173 229L176 232H179L180 231L182 233V232L185 231L184 226L182 224H185V223H187L186 224L187 231L188 230H197V231H200L199 228L206 229L205 223H207V222H205V219L204 218L197 217ZM72 221L73 220H71V222ZM155 221L152 222V224H151L152 226L151 227L147 228V230H149V232H148L149 234H147L148 237L141 238V240L143 242L142 243L143 245L144 244H146V245L147 244H150L151 245V244L155 243V245L152 246V250L150 251L151 253L154 251L152 254H154L157 251V253H155L154 256L151 255V256H153L154 260L153 259H150L148 257L149 254L146 253L147 251L145 252L146 253L145 256L147 258V259L145 258L146 260H143V258L137 256L134 252L128 253V255L130 257V260H133V262L135 264H164V258H163L164 256L163 255H165V253L163 254V251H161L162 248H159L158 243L156 241H158L157 240L158 237L160 239H162L161 238L162 235L164 237L167 233H165L166 230H164L162 228V226L159 223L155 222ZM185 221H187V222H185ZM121 223H122V221H121ZM74 224H75V222H74ZM90 225H92V224L90 223ZM122 225H125L126 226L127 231H128V234H131L134 231V229H135V227L132 224H127L126 225L125 223H123ZM87 227L85 225H80L79 227L75 228L72 232H70V234L67 235L68 238H71V239H68V238L67 239L73 241V243L74 242L76 243V242H79V241L82 242L84 239L88 238L89 235H90V231H89L90 229L88 230ZM89 227L91 228V226H89ZM171 227H169V229ZM98 228H100V225L98 226ZM62 229H61L60 232L63 233L67 228L65 230H63V231H62ZM236 230L234 231V229H233V232H236ZM67 231H69V230H67ZM174 231H172V232H174ZM66 232H64V233H66ZM166 232H168V229H167ZM93 237H94V234H93ZM137 237H139V236H137ZM187 240H188L189 244L191 242L193 243L192 244V247H188V243H187V246H186L185 242ZM71 241H67V242H65V243L62 244V247L60 249V250H62V252L59 251L61 254H63L64 252L66 253L67 250H70L71 243H72ZM97 242H100L101 243L100 240H98ZM138 242H140V241H138ZM73 243H72V245H73ZM135 244H137V243H135ZM142 244L140 245V243H139L138 247L140 248V246H142ZM133 246H136V245H133ZM73 247H74V245H73ZM137 250H138V248H137ZM147 254H148V256H147ZM167 256H168V254H167ZM94 257H95V255L92 254L91 257H88L87 258L88 259L87 261L88 262H91L93 260L92 258H94ZM117 259L118 258L115 256V254L107 248V252H105L101 257H98V262H99V264H117V262H118ZM147 260L149 262H146Z\"/></svg>","mask_w":264,"mask_h":264}]
</instances>
